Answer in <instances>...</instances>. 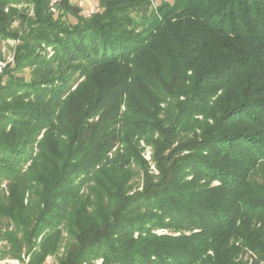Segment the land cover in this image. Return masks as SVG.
<instances>
[{
    "label": "trees",
    "instance_id": "trees-1",
    "mask_svg": "<svg viewBox=\"0 0 264 264\" xmlns=\"http://www.w3.org/2000/svg\"><path fill=\"white\" fill-rule=\"evenodd\" d=\"M51 1L0 0V260L264 264V0Z\"/></svg>",
    "mask_w": 264,
    "mask_h": 264
},
{
    "label": "rangeland",
    "instance_id": "rangeland-1",
    "mask_svg": "<svg viewBox=\"0 0 264 264\" xmlns=\"http://www.w3.org/2000/svg\"><path fill=\"white\" fill-rule=\"evenodd\" d=\"M71 1L74 4H77L78 6L81 7V13L84 16H89L92 13L98 11L100 8L99 7V0H71ZM154 2L158 3L159 0H154ZM29 13L32 14V9L30 10ZM71 20L74 21L73 18H71ZM13 26H17V22H14ZM17 41H18V39H11V38H6V39L0 40V54H1V57H0V73L3 69V67L6 66V64L8 62H13V54H15L14 48L17 44ZM47 50H49V49H47ZM48 54L49 55L51 54L50 50H49ZM189 73H190V71H189ZM82 79H84V78L81 77V80ZM180 98H182V96ZM172 102H174L173 99L169 98V97H166V99L164 101L160 102V105H159V107H160V111H159L160 118L161 117L164 118L166 116H168L169 118L172 117L173 112H174L172 107L170 108V106L172 105ZM120 109H121V111H124V109H125L124 105H122ZM202 117H203L202 115L198 116V118H200V119H202ZM147 134L150 135V133H146V135ZM151 135H153V134H151ZM156 136L157 135L154 133L153 137H156ZM133 138L137 143L136 146L138 147V152H140V155L144 159H146V161L148 162L150 170L156 172L155 165L152 161V146L150 145V143H147L145 141L144 137L140 136V133H135ZM124 148H125V144L122 141L118 140L117 143L115 144V146H113L112 150L108 152V157L112 158L114 153L117 151H119V153H124L125 152ZM107 162L108 161L106 158L101 159V161H99L95 164V167L93 170L102 168L103 166L108 167V165H109L108 169H110L111 164L107 163ZM135 166H136L135 162L131 161V167L134 168ZM133 181L135 184L137 182V186H139L138 188H141L140 176L137 175L133 179ZM90 184H93L92 180H90ZM85 192H89V191L85 190ZM155 232L156 233H163V232H166V230H164V228L163 229H156ZM4 243H5L4 241H0V248ZM61 250H62V247L60 248L59 253L61 252ZM246 257H247V259L249 258L247 255H246ZM55 259H56L55 255L53 256V254H48L45 258L44 263H42V264H57V260H55ZM26 260H28V256H25V262H27ZM101 261H102V259H100V258L96 259L97 263H100ZM0 264H25V263L20 262L16 259L7 258V259L0 260ZM260 264H262V263H260Z\"/></svg>",
    "mask_w": 264,
    "mask_h": 264
},
{
    "label": "built area",
    "instance_id": "built-area-1",
    "mask_svg": "<svg viewBox=\"0 0 264 264\" xmlns=\"http://www.w3.org/2000/svg\"><path fill=\"white\" fill-rule=\"evenodd\" d=\"M55 1H56V0H52L50 4L52 5V3H54Z\"/></svg>",
    "mask_w": 264,
    "mask_h": 264
}]
</instances>
